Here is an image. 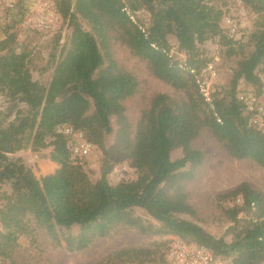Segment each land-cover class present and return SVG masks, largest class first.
<instances>
[{
	"label": "trees",
	"instance_id": "obj_1",
	"mask_svg": "<svg viewBox=\"0 0 264 264\" xmlns=\"http://www.w3.org/2000/svg\"><path fill=\"white\" fill-rule=\"evenodd\" d=\"M211 1H54L71 31L47 85L33 79L27 45L18 43L11 27L3 28L0 93L15 110L10 105L5 118H0V257L11 260L18 239L35 238L38 230L53 244L63 241L67 250L80 251L126 227L143 234L176 235L207 247L227 264H264L262 190L243 180L216 195L228 222L219 237L194 221L198 212L184 191V184L204 160V153L192 145L204 128L232 158L250 159L264 170V132L250 124L237 97L240 82L257 97L263 88L264 0H241L258 15L246 40L251 45L247 53H243L242 26L236 36L227 34L223 17L229 7L223 10ZM141 10L149 13L145 27L138 22ZM80 19L91 29H85ZM168 35L175 37L178 50L184 53L183 62L170 53ZM215 38L227 56L240 54V58L226 86L216 82L207 101L190 70L213 59L214 55L207 56L201 49ZM112 41L125 44L147 63L154 77L181 92L178 96L155 94L134 131L123 102L137 91L138 81L117 66ZM112 117L114 142L107 146L105 136L112 133ZM60 124L80 130L100 150L95 181L80 162L91 154L71 158L67 137L56 131ZM28 145L32 150L50 147L47 157L58 167L36 177L20 157L9 156ZM176 149L181 154L171 158ZM125 161L138 172L137 177L112 184L109 173ZM5 185L9 189L1 190ZM225 202L229 205L223 206ZM135 208L151 219L136 214ZM153 254L154 250L144 247L122 248L88 264L142 263ZM10 264L16 263L11 260Z\"/></svg>",
	"mask_w": 264,
	"mask_h": 264
},
{
	"label": "rangeland",
	"instance_id": "obj_2",
	"mask_svg": "<svg viewBox=\"0 0 264 264\" xmlns=\"http://www.w3.org/2000/svg\"><path fill=\"white\" fill-rule=\"evenodd\" d=\"M211 2L222 7L223 10L227 6H233V0H224V2L222 0H212ZM21 3L23 8L31 3V0H21ZM244 8L245 12L241 18V31L243 32V43L245 44L243 53H247L251 45L246 44V40L258 15L250 7L246 6ZM137 17L138 22L143 27L147 26L148 14L146 11H139ZM20 18L19 11L0 12V22L6 20L7 22H4L5 27H11L12 30H15L18 43L20 45L25 43L30 50L28 66L33 79L38 80L43 85H47L58 56L67 46L71 28L68 26L67 21L60 18L55 30L42 33L27 24H23ZM80 21L85 29H91L85 20L80 19ZM58 33L60 34L59 39L56 38L59 35ZM168 40L171 44L170 53L173 58L183 62L185 55L178 50L175 37L168 35ZM111 50L117 66L122 70L131 72L138 81L137 91L123 102L125 115L134 131L141 115L150 108L155 94L166 93L171 96H178L181 92L176 91L169 84L154 77L148 70L147 63L135 55L125 44L119 41H112ZM201 50L207 56H218L217 63L220 73L217 83L220 87L226 86L231 77L232 68L240 58V54L227 56L225 47L220 45L216 38L207 40L206 46H202ZM261 76L263 88L259 99L264 103V75ZM240 84V86H243V83L240 82ZM10 105L12 106V103L8 97L0 93V118H5ZM11 108L13 111L15 110L14 106ZM111 125L112 133L105 136V144L107 146L114 142L116 130L114 117L111 118ZM192 145L204 153V160L195 172L194 177L184 184V191L187 193L188 200L197 209L198 219L194 221L208 233L219 237L223 235L228 222L222 214V205L218 204L216 195L230 190L243 180L248 181L253 187L264 192V170L250 159L232 158L205 128L193 140ZM50 149V147H46L32 150L28 145L9 154V156L12 159L20 157L33 174L36 177H40L52 173L58 167L56 162L51 161L47 157ZM180 154V149H176L170 155L171 158H175ZM101 156L100 150L94 148L90 156L80 161L91 181H95L99 177ZM118 164L127 167L125 174L128 179L137 177L138 172L133 167L128 166L126 161ZM111 176L114 175L109 173L108 178L112 184L118 182L117 177ZM2 189H9V187L8 185L1 186ZM227 205H229L228 202L223 204V206ZM135 213L140 214L143 218L151 219L142 209L135 208ZM176 216L189 218L185 214H176ZM170 236L143 234L133 228L120 227L108 236L96 240L84 250L70 251L65 248L63 241H61V245H55L43 231L38 230L35 238L21 236L18 239V244L12 252L11 260L16 264H88L100 261L111 252L122 248L144 247L154 250L152 258L142 263L123 262L122 264H176L167 260L165 255V247ZM225 238L229 240L230 235L225 236ZM11 260L0 257V264H10Z\"/></svg>",
	"mask_w": 264,
	"mask_h": 264
},
{
	"label": "built area",
	"instance_id": "obj_3",
	"mask_svg": "<svg viewBox=\"0 0 264 264\" xmlns=\"http://www.w3.org/2000/svg\"><path fill=\"white\" fill-rule=\"evenodd\" d=\"M21 0H0V12H20L23 24L29 25L36 31L46 33L55 30L58 26L60 16L53 0H31L26 7L22 8ZM229 12L223 17V23L230 37L236 36L238 27L242 26V16L245 12L241 0H233V6H228ZM145 11V10H141ZM147 12V11H146ZM148 20H149V13ZM218 56L207 62L200 69H191L193 79L199 90L207 101L211 100V90L217 82L220 68ZM237 97L243 103L250 117V124L264 132V103L257 97L249 87L238 86ZM56 131L65 135L68 139V147L71 158L87 156L94 150V145L84 139L80 130L74 129L70 124H60ZM125 165H115L110 174L117 177V181L128 179ZM167 260L176 264H227V260L215 255L207 247L188 243L176 235H171L166 249Z\"/></svg>",
	"mask_w": 264,
	"mask_h": 264
},
{
	"label": "crops",
	"instance_id": "obj_4",
	"mask_svg": "<svg viewBox=\"0 0 264 264\" xmlns=\"http://www.w3.org/2000/svg\"><path fill=\"white\" fill-rule=\"evenodd\" d=\"M4 20V19H3ZM6 20H4L5 22ZM4 22H0V38L4 36L3 28L5 27ZM7 22V21H6Z\"/></svg>",
	"mask_w": 264,
	"mask_h": 264
}]
</instances>
